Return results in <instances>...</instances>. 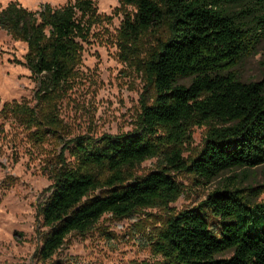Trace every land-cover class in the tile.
I'll return each instance as SVG.
<instances>
[{
    "label": "trees",
    "instance_id": "obj_1",
    "mask_svg": "<svg viewBox=\"0 0 264 264\" xmlns=\"http://www.w3.org/2000/svg\"><path fill=\"white\" fill-rule=\"evenodd\" d=\"M117 1L133 9L118 29L120 56L139 62L154 95L143 101L136 130L74 140L73 164L58 167L38 209L40 262L104 215L120 220L168 209L182 194L168 170L210 183L226 171L264 167V73L258 82H244L234 71L264 41V0ZM96 22L92 0L36 11L11 1L2 8L0 29L26 45L20 64L36 91L34 106L4 102L1 112L27 130L54 128L56 101L74 78ZM200 126L207 127L201 148L187 161L183 144ZM151 158H161V169L136 176ZM233 178L149 232L160 264H264V201Z\"/></svg>",
    "mask_w": 264,
    "mask_h": 264
},
{
    "label": "rangeland",
    "instance_id": "obj_2",
    "mask_svg": "<svg viewBox=\"0 0 264 264\" xmlns=\"http://www.w3.org/2000/svg\"><path fill=\"white\" fill-rule=\"evenodd\" d=\"M11 1L36 11L43 4L58 8L74 0H0V10ZM92 1L97 22L83 44L74 78L56 101V126L27 130L1 112L0 106V264H160L151 249L149 232L165 217L198 205L225 179L237 176L238 188H253L258 202L264 201V167L246 173L226 171L210 183L171 169L166 172L182 194L168 209L148 208L120 220L104 215L89 232L68 236L50 260H38L35 253L44 231L38 209L49 196L58 167L63 162L73 164L69 153L74 140L136 130L143 101L150 103L154 95L139 62L129 55L120 56L118 29L133 9L121 7L117 0ZM25 53L24 43L0 29L1 104H35L36 83L20 64ZM234 71L244 82L262 80L264 41ZM182 82L189 83L188 79ZM206 131L205 126L191 129L182 147L183 159L188 161L199 151ZM161 165V158L147 159L135 175L145 176Z\"/></svg>",
    "mask_w": 264,
    "mask_h": 264
}]
</instances>
